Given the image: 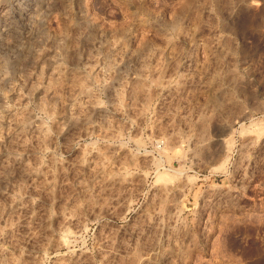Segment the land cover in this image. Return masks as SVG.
Returning a JSON list of instances; mask_svg holds the SVG:
<instances>
[{
  "label": "rangeland",
  "instance_id": "obj_1",
  "mask_svg": "<svg viewBox=\"0 0 264 264\" xmlns=\"http://www.w3.org/2000/svg\"><path fill=\"white\" fill-rule=\"evenodd\" d=\"M2 28L0 264H264V0H0Z\"/></svg>",
  "mask_w": 264,
  "mask_h": 264
},
{
  "label": "bare ground",
  "instance_id": "obj_2",
  "mask_svg": "<svg viewBox=\"0 0 264 264\" xmlns=\"http://www.w3.org/2000/svg\"><path fill=\"white\" fill-rule=\"evenodd\" d=\"M26 4H27V2H26ZM0 30H3V28H2V29H0ZM0 34H1V33H0ZM1 36H2V35H1ZM1 36H0V37H1Z\"/></svg>",
  "mask_w": 264,
  "mask_h": 264
}]
</instances>
